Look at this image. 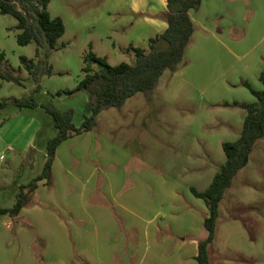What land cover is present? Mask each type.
Wrapping results in <instances>:
<instances>
[{
  "label": "rangeland",
  "instance_id": "1",
  "mask_svg": "<svg viewBox=\"0 0 264 264\" xmlns=\"http://www.w3.org/2000/svg\"><path fill=\"white\" fill-rule=\"evenodd\" d=\"M108 9L107 0H50L49 13L64 21L66 32L56 48L45 44L39 56L35 43L18 44L21 31L17 19L0 15V52L5 56V68L16 78H0V207H13L21 186L44 169L47 144L58 134L46 106L73 110L76 127L91 116L87 93H69L83 78L84 56L89 52L109 55L112 66L135 63L134 52L126 49L131 43L129 27L119 36L103 17ZM199 10L205 31L196 27L195 34L201 35L193 36L186 65L176 72L165 71L152 93H139L121 108L103 110L92 131L64 142L60 153L58 148L55 161L60 156L64 168V160L71 159L65 161L66 165L72 161L69 172L83 173L85 180L94 184L95 192L86 204L104 207L107 219L104 214H99L101 219L91 214L94 209L89 208L87 222H70L60 210L42 204L41 208L54 212L69 226L73 252L76 247L79 251L99 250L109 240L110 246L121 244L115 247L127 253L137 251V256L141 249V254L159 264H198L193 243L207 236L204 220L208 211L192 188L205 191L211 185L226 162L223 144L239 139L247 114L240 107L224 105L241 99L239 93L246 90L242 85L238 90L232 86L240 63L216 43L212 33L218 34L221 42L243 40L247 26L256 15L264 14V0H202ZM139 43V48L149 50V44ZM21 57L34 60L31 73L21 64ZM16 100L36 106L21 107ZM76 156L78 163L74 162ZM81 161L86 163L83 169ZM105 183V191L112 187L116 195L147 191V196L138 198L150 205L142 231L127 229L114 199L101 198ZM59 198L62 203L64 198L60 194ZM135 199L120 201L128 204ZM76 203L81 210L79 201ZM88 222L90 229H72L73 223L86 226ZM26 223L12 226L10 241L5 238V228H0V264H120L126 258L77 252L60 256L50 250L44 256L46 239V244H41L37 229ZM24 228L26 233L21 235L18 231ZM62 247L60 244L57 249ZM209 256L211 264H264V138L256 143L248 164L220 203ZM160 257L164 261H159Z\"/></svg>",
  "mask_w": 264,
  "mask_h": 264
},
{
  "label": "trees",
  "instance_id": "2",
  "mask_svg": "<svg viewBox=\"0 0 264 264\" xmlns=\"http://www.w3.org/2000/svg\"><path fill=\"white\" fill-rule=\"evenodd\" d=\"M202 0H167V10L160 15L167 24V30L149 40V50L131 46L136 61L112 66L107 58L99 57L93 52L84 56L85 66L82 69L83 78L78 87L70 91H84L90 98L91 116H86L83 124L76 127L73 118L74 111H60L52 105L46 106L54 119L58 130L56 137L47 144V159L40 175L26 185H22L16 197V203L11 208L0 207V219L9 216L17 218L22 209L29 206L32 196L41 181H46L48 187L53 182V164L56 152L62 143L68 139L88 133L97 126V117L105 109L121 108L127 100L139 93L150 94L156 89L165 71L176 72L186 65V54L193 42L196 26L190 12L197 11ZM50 0H0V15H10L17 19V42L20 46L31 43L37 45L36 55L45 44L50 49L57 46L58 41L65 35L66 27L60 17L49 13ZM21 64L31 73L36 64L34 60L21 57ZM5 56L0 52V78L16 80L12 72L5 68ZM95 65L98 69H94ZM263 88L256 90L248 82H242L256 101L253 103L224 104L225 106L240 107L247 111L243 131L236 142L224 143L226 162L215 175L211 185L205 191L192 188L195 197L202 199L208 209L204 220L207 232L205 239L199 241L196 261L198 264H211L209 246L215 241L219 207L225 193L232 187L233 180L245 168L250 160L256 143L264 138V70L259 75ZM21 107H34L33 103L16 100Z\"/></svg>",
  "mask_w": 264,
  "mask_h": 264
},
{
  "label": "crops",
  "instance_id": "3",
  "mask_svg": "<svg viewBox=\"0 0 264 264\" xmlns=\"http://www.w3.org/2000/svg\"><path fill=\"white\" fill-rule=\"evenodd\" d=\"M107 3L110 5V9H108V15L103 16L105 17L106 23L112 27L113 30L119 34V36H121L122 33L124 34L127 30L126 27H129L128 34L131 43L126 49L131 46L138 47V44H140L139 42L149 44V40L151 38H155L156 36L163 34L168 28L167 22L160 17V15L167 10V0H107ZM201 12L202 11L199 9L197 11L192 10L190 15L195 26L205 31L203 29L204 22L202 20L203 14H201ZM126 13H128V17L122 16ZM115 15H120L121 17L119 16L116 18ZM212 34L216 43L220 44L228 54L240 63L239 67H241V69L236 71L235 81H233L232 86L238 90L243 86L242 82L245 81L251 84V86L256 90H261L263 86L259 81V75L264 70V14L256 15L254 21L247 26L243 40L239 41L236 39L235 41H229V39H227L226 42H221L218 34ZM199 35H201V33H197L194 36L197 39ZM104 57L107 58L109 62V55H105ZM244 89L246 92L249 91L246 87H244ZM246 92H240L239 95H241V99H235L232 103L255 102L256 99L251 92L249 91L248 95ZM76 138L77 137H72L71 139H68L67 142H72ZM67 142L65 141V143ZM62 146L59 148V153L61 152L60 150ZM68 159L66 158L63 162L64 168H62L60 164V156L55 161L53 165V182L51 187L47 186L45 180L39 182L38 189L32 196L31 202L33 204L32 206H34L33 208L25 207L22 209L20 215L15 219L9 216H4L0 219V228H5L4 233L6 240L10 241L11 239L12 226H23L25 225L24 223L29 222L37 229L39 236L42 239L41 244H46L45 239L47 241L48 248H46L44 256L49 253V250L52 251V253H58L60 256H65L66 254L74 256L76 252L78 255L82 253L83 256H85V254L91 256L99 253V256H110L111 258L113 256H126L124 259L120 258V264H130L131 258L132 264H159L156 260L150 259L149 256H146L145 253L141 254L140 248L137 256V251H134V253H127L123 252V248L120 250L115 247L120 246L121 244L114 243L110 246L111 241L109 240H106L99 250L94 247L92 249L85 248L83 251H79L78 247H76L77 250L73 252V249L70 246L71 233L69 232V226L65 224L60 217L55 215L54 212L41 208L42 204L47 206L49 205L54 209L60 210L63 214H65V218H68L70 222H73L74 220L87 222L90 219L91 214H94L101 219L99 214H104V207H90L86 204V200L92 195V192H95L96 187L94 188V184L85 180L83 173H70L68 166H70L72 161L66 165L65 161ZM70 160L71 159H69V161ZM74 162L78 163L77 156L74 158ZM80 165L83 169L85 168L86 163L81 161ZM107 185L108 184L104 185L103 189L100 191L101 198L105 200L108 198L111 200L114 199L113 201L120 207L123 217L126 218L127 229L142 231L144 224L147 222L146 216L150 211V205L140 203L138 198L147 196V191L143 189L141 192H136L135 194L123 193L122 195H116V192L112 187H110L109 191H105ZM59 194L64 198L62 203L60 201ZM125 197L136 199L134 201H130L128 204H124L120 200ZM77 201H79L81 210L77 206ZM89 208L94 209V212L90 214L88 212ZM104 220H107L105 218V214ZM90 225V222H88L86 226H76L73 223L72 229L78 232L83 228L90 229ZM25 229L26 228L19 229L18 232L22 235L23 231L26 233ZM76 236L78 238L79 235L76 234ZM26 237H28L30 243L33 242L28 235ZM202 239L205 238L201 237L197 240V242L193 243L197 246L196 253L194 254L195 259L198 254L199 241ZM60 244L63 247L57 249V246ZM137 246L130 245V247H133L134 249H136L135 247ZM163 258L164 257H160L158 260L162 262L164 261ZM61 260L64 261V259ZM68 260L69 259H67V262ZM176 264L181 263L176 262Z\"/></svg>",
  "mask_w": 264,
  "mask_h": 264
},
{
  "label": "built area",
  "instance_id": "4",
  "mask_svg": "<svg viewBox=\"0 0 264 264\" xmlns=\"http://www.w3.org/2000/svg\"><path fill=\"white\" fill-rule=\"evenodd\" d=\"M2 159H3V157H2Z\"/></svg>",
  "mask_w": 264,
  "mask_h": 264
}]
</instances>
